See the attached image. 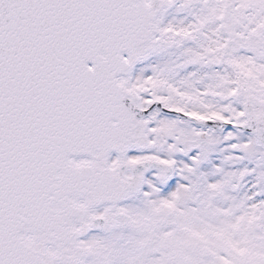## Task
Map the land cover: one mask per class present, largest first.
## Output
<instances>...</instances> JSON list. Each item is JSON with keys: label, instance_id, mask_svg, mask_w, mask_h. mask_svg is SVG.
Listing matches in <instances>:
<instances>
[{"label": "snow or ice", "instance_id": "6c2138e0", "mask_svg": "<svg viewBox=\"0 0 264 264\" xmlns=\"http://www.w3.org/2000/svg\"><path fill=\"white\" fill-rule=\"evenodd\" d=\"M0 264H264V0H0Z\"/></svg>", "mask_w": 264, "mask_h": 264}]
</instances>
